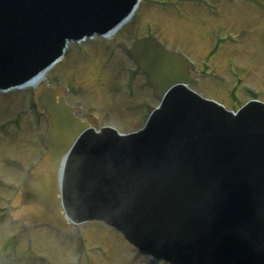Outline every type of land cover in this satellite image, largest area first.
<instances>
[{"label": "water", "instance_id": "water-1", "mask_svg": "<svg viewBox=\"0 0 264 264\" xmlns=\"http://www.w3.org/2000/svg\"><path fill=\"white\" fill-rule=\"evenodd\" d=\"M61 1L32 0L27 4L25 0H0V48L8 46L10 31L26 25L27 15L52 13L59 28L65 29L67 21L59 17ZM125 3L116 0L111 8L105 3L109 16L105 25L118 17ZM70 17H76V12L69 11L65 18ZM32 42L25 34L18 37L12 48H20L21 55L3 58L0 75L15 73ZM132 53L157 84L160 95L172 85L191 82L184 60L152 39L137 42ZM55 93L54 89L44 88L40 97L52 127L45 172L25 190L26 198L44 209L37 220L63 226L64 208L72 219L80 221L83 214L92 211L79 209L90 199L99 214L115 219L137 242L176 264H264L263 106L251 104L238 117L225 113L208 119V111L196 108L206 103L184 93L176 107H187L181 121L192 114V109L203 111L200 123L208 120V128L176 129L173 121L177 113L169 114L167 117L172 119H167L157 146L144 148L146 153H137L134 158L122 153L119 162L112 157L113 165L106 169L102 160L110 154V145L86 139L80 148L88 146L86 160L92 164H86L90 175L78 181L71 175L61 205L55 178L58 161L84 127L71 116L63 100L56 102ZM177 139H181L179 144ZM116 151L114 147L113 154ZM133 159L142 163L143 171L129 168Z\"/></svg>", "mask_w": 264, "mask_h": 264}, {"label": "rangeland", "instance_id": "rangeland-1", "mask_svg": "<svg viewBox=\"0 0 264 264\" xmlns=\"http://www.w3.org/2000/svg\"><path fill=\"white\" fill-rule=\"evenodd\" d=\"M209 2L211 5L209 12L217 10L218 15L209 16L205 13L203 7L195 8L187 3L180 6L184 17L177 19L174 17L173 12L170 13V8L173 9L172 6H169L168 10H159L152 6L151 0H144L141 5V11L138 12L131 24L116 34L115 39L122 38L131 44L136 38L144 34L145 20L152 19L156 25H154L153 33L163 43L166 42L174 50L187 51L197 62H202L203 59L206 60L207 66H201L202 82L200 87L197 88L203 95L225 103L231 109H236L250 97H247V94L242 91V87L246 85L250 86L258 97L263 100L264 0H229L228 3L224 2L223 4L222 0H209ZM159 15H162L164 19H168L166 26L164 25L163 27ZM214 30L215 32L219 31V36L223 37L227 43L233 42V40L236 42L241 40V42L237 45L225 44L226 46L221 47L218 52L216 50L212 51V32ZM230 37L233 39H230ZM97 45L109 47V45L112 46V43L109 45L106 43L85 45V54L89 57V62L86 63L81 61V54L76 53V50L71 48L63 61L64 63L58 65V67L60 66L59 68L57 67L50 71L47 78L51 81L58 78L62 82H70L76 85L75 87L79 88L81 93L71 98V101L81 103L88 111L96 112L102 124L112 125L121 131L135 130L141 125L144 117L141 109L146 107L140 108L142 102H154L150 89H143L140 85L142 80H139L136 84L137 93L134 99L128 101L122 97L120 90L113 87L115 85L120 86L122 80H120L118 73H112L111 66L128 64L125 62L119 64L117 60L118 53H111L109 56L107 52H101L103 48L98 51L95 48ZM107 58L111 61L110 68L103 69L100 65L101 61ZM228 60H232L229 64V72L234 74L238 71L244 78L243 84L236 85L237 92L231 94L230 88L233 82L235 84V78L228 72ZM72 65L74 67H71ZM233 90L231 88V91ZM15 95L17 94L3 97V99L0 98V100L8 102V100L16 97ZM21 95L26 96V93ZM8 105L10 107L0 106V123L8 121L12 114L10 108L16 106H13V104ZM23 105L24 97L21 106ZM20 113L17 111L15 118ZM20 117L23 120L25 113H21ZM23 123L26 125L27 120L24 119ZM30 131L28 133L29 136L24 133L21 136L19 135L16 138V142L13 141L11 143V138L1 140L0 164H2L1 161L3 159H5L4 163L16 159L25 165L29 162L32 164L35 162L38 154L42 153L43 149L39 142L36 141L39 132H35L33 129ZM0 176L14 183L20 180V176L17 173L12 178L10 173L3 174L0 171ZM4 227L0 225V251L7 252L4 246L9 243V240L4 237L11 230L7 228L5 230ZM39 233L46 234L45 230ZM47 235L49 237L48 240L53 245L55 244L52 241L60 240L52 234L47 233ZM80 237L82 239L87 238L86 247H89V244H100L101 246L95 252L97 253L96 255L85 248L86 254L81 262L80 258L73 260L76 253L74 242L70 240H65V245L62 244V253L59 250L60 248L55 247L62 256L56 255L55 250L48 247L49 242L45 244L46 241H40L37 234L33 235V244H31L30 248L41 254L50 253L46 259H49L51 264H143L141 259H137V255L129 247L124 246L125 243L120 237L97 223H91L86 228L81 229ZM21 241L20 239L19 243ZM12 252L15 253V251ZM149 260V258H143L145 264ZM151 264L164 263L152 262Z\"/></svg>", "mask_w": 264, "mask_h": 264}, {"label": "bare ground", "instance_id": "bare-ground-1", "mask_svg": "<svg viewBox=\"0 0 264 264\" xmlns=\"http://www.w3.org/2000/svg\"><path fill=\"white\" fill-rule=\"evenodd\" d=\"M140 10V6H139V8L137 9V11H139ZM136 11V12H137ZM159 17H160V22L162 23V25H163V27H164V25L166 26L167 25V23H168V19H164L163 18V16L162 15H159ZM133 18V17H132ZM131 18V19H132ZM131 19L129 20V21H127L124 25H122L121 27H120V29L119 30H121L122 28H124V26L126 25V24H128L130 21H131ZM119 30H117V31H119ZM65 57V56H64ZM71 67H74V65H72ZM42 81H45V76H39L38 78H37V80H36V82L34 83V84H37V83H39V82H42ZM12 100V99H11ZM38 238H39V240L40 241H47V237H46V235L45 234H39V236H38ZM100 261V260H99Z\"/></svg>", "mask_w": 264, "mask_h": 264}]
</instances>
